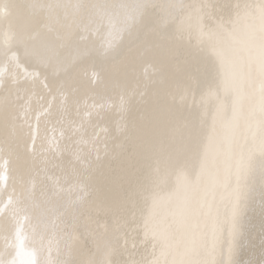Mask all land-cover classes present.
Segmentation results:
<instances>
[{
  "label": "bare ground",
  "instance_id": "bare-ground-1",
  "mask_svg": "<svg viewBox=\"0 0 264 264\" xmlns=\"http://www.w3.org/2000/svg\"><path fill=\"white\" fill-rule=\"evenodd\" d=\"M0 264H264V0H0Z\"/></svg>",
  "mask_w": 264,
  "mask_h": 264
}]
</instances>
